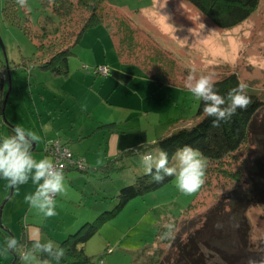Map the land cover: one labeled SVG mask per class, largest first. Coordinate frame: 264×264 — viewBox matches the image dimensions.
Masks as SVG:
<instances>
[{
  "label": "rangeland",
  "instance_id": "374dc122",
  "mask_svg": "<svg viewBox=\"0 0 264 264\" xmlns=\"http://www.w3.org/2000/svg\"><path fill=\"white\" fill-rule=\"evenodd\" d=\"M150 1L108 0L111 8L106 7L105 11L117 15L132 26L140 46L133 51L140 59L133 60L144 59L143 63L149 68L163 70L168 77L169 85H155L159 94L166 96V102H163L162 106L169 109L163 114L165 117L167 113L171 114L174 129L190 124L197 111L199 99L186 88L190 74L196 77L212 75L214 81H217L235 73L240 83L247 85L246 90L256 94L264 102V0L259 1L245 22L225 31L214 27L185 0H168L170 11L162 7L155 8L156 12L144 7L149 5ZM141 7L143 8L136 12ZM188 19L191 20L192 24L189 26L194 28V35H176L173 29L183 25L182 28L186 31L185 27H189L186 26ZM44 21L50 24L49 30H52L51 25L57 22V18L50 11L43 9L40 0H27L26 6L23 7L17 0H0V62L5 67V75H9V80L3 82L1 92L5 105L2 108L0 104V140L11 135V127L19 125L40 137L39 141L34 142L36 150L31 152L33 158L37 161L47 158L53 162L52 157L43 153V135L47 131L51 132L50 128L55 122L52 113L59 105L57 102L63 99L62 95L60 100L54 98L58 88L57 82L37 69L38 52L35 43L24 32L25 27L32 32H41V23ZM106 22L117 25L111 19ZM168 26L173 27L169 30L171 34L168 32ZM158 49L162 53H156ZM148 59L155 60L150 63ZM170 60L175 62V66L170 64ZM23 62H26V67ZM42 126L47 131L42 133ZM254 133L252 140L256 146L254 152L250 151V157L239 153L229 160L240 163L236 170L246 167L249 172V178L246 181L242 178L239 183L244 189L239 191L234 199L246 195L252 190V183H261L264 179V108L254 122ZM156 152L157 149H152L149 153ZM141 156L142 154L135 155L120 163L118 170L111 175L114 182H100L92 174L69 171L64 176L65 192L56 196V215L50 218H44L25 202V196L34 193L37 187L31 178L16 188L8 187V182L0 178V264H11L13 259L12 252L5 251L6 238L14 237L18 241L19 247L15 253L21 257L28 233L32 235L35 232L41 239L52 240L54 243L56 239L66 237L67 231L74 233L82 223L75 224L77 226L65 230L63 236H58L68 225L82 221L80 219L85 214H92L95 207H105L106 199L103 198L108 199L109 195L115 194L112 190L114 184L115 187H124L128 178L134 177V173L138 174L136 168L143 167ZM176 163L175 156L169 166H175ZM217 174L214 168L210 169L200 195V189L191 195L182 194L176 187L174 177L172 183L165 186L166 193L158 195L166 204L155 207L156 204L149 198L143 206L140 203L141 197L128 201L132 203L129 211L126 210L128 207L124 206L116 217L106 222L86 242L89 252L85 254L97 261L99 258L96 252L102 249L103 253L106 251L108 254L102 257L103 264L106 257H109V264H132V261L134 264H148L154 250L160 247L157 242H153L163 225L161 223L164 217L168 222L179 219L196 196L197 201L187 218L202 216L221 194L232 189L234 183L218 177ZM135 211L137 214L134 218ZM246 217L250 226L249 245L255 249L260 243L264 244V207L249 208ZM23 238L25 241H22ZM108 239L114 242H109ZM35 256L32 264H42L37 253ZM19 264L28 262L20 258Z\"/></svg>",
  "mask_w": 264,
  "mask_h": 264
},
{
  "label": "trees",
  "instance_id": "16d2710c",
  "mask_svg": "<svg viewBox=\"0 0 264 264\" xmlns=\"http://www.w3.org/2000/svg\"><path fill=\"white\" fill-rule=\"evenodd\" d=\"M40 1L43 9L50 11L57 18V22L51 25L52 30H49L50 24L46 21L41 23V32H32L28 27L24 29L26 35L35 43L39 71L47 72L54 77L67 74L69 58L73 55V49L82 35L88 29L107 25L112 30L115 51L122 62L137 65L161 86L169 84V79L165 72H162L163 70L149 68L147 64L143 63L144 59L133 60L134 58L140 59L138 54H133V51L140 47L138 39L135 37L132 26L126 24L117 15L105 11L106 7H110L108 0ZM259 1L185 0L208 22L222 31L230 30L245 22L258 6ZM109 19L113 20V23L116 22L117 25L114 26L112 23L106 22ZM46 41L47 43H45ZM160 52L161 50L158 49L156 53ZM154 60L148 59V62L151 63ZM170 64L175 66L173 60H170ZM25 65L26 62H23V66ZM3 66L0 62V68ZM2 84L0 78V91L3 87ZM238 84L240 81L235 73L215 81V86L221 95H226ZM246 94L251 98L252 103L246 110L238 109L229 121L221 122L220 127L212 126L213 117H207L204 114L203 102L199 100L195 116L188 126L175 129L159 137L153 144L125 151L113 161L96 169L103 177L110 176L118 170L116 166L123 160L149 153L152 149L166 151L170 162L178 149L188 145L198 149L207 160L205 182L198 195L201 194L206 184L210 169L214 168L218 177L234 183L232 189L221 194L204 215L197 216L198 218H187V214L197 201L196 196L179 219L168 222L164 218L161 223L163 225L156 235V242L160 247L154 250L148 264H248L249 260L256 261V264L264 262V244L260 243L255 249L249 245L250 226L246 217L249 208L264 207V179L261 183L255 184L251 180L250 188L252 190L246 195L243 194L234 199L236 194L244 189L239 186V183L242 178L245 181L249 178V172L246 167L236 170L240 167L238 161L229 162L239 153L250 157V151L254 152L255 150L256 143L252 140L255 135L254 122L263 110L264 102L248 90H246ZM0 104H2V108L5 105V99L1 94ZM12 129L13 127L10 129L11 134H13ZM254 140L256 141L255 138ZM253 163H255L254 157ZM89 169L86 166L82 171H79L87 173ZM174 177H165L163 181L157 183L145 172L137 174L133 180L127 181L128 183L124 187L119 188L116 194L109 196L108 199L104 198L107 204L112 202L109 204V208L100 211L94 219L83 222L74 233H69L57 243L65 249V256L61 259L60 264H97V261L85 254L84 245L86 242L106 222L116 217L128 201L162 189L171 184ZM169 224L172 225L170 230L166 227ZM217 224L222 226L217 228ZM164 233H168V235L162 238ZM22 241H25L24 238ZM23 247L31 249V241L26 240ZM12 254L11 264H19L20 257L15 252ZM37 255L42 264L50 259L39 252ZM52 264H56V262L52 261Z\"/></svg>",
  "mask_w": 264,
  "mask_h": 264
},
{
  "label": "crops",
  "instance_id": "0c3cea01",
  "mask_svg": "<svg viewBox=\"0 0 264 264\" xmlns=\"http://www.w3.org/2000/svg\"><path fill=\"white\" fill-rule=\"evenodd\" d=\"M163 4V9L170 8L168 0L166 2L164 0H151L149 5L144 7L152 10L155 8L161 9ZM142 8H139L136 12H139ZM136 19L138 20V18ZM190 21L188 19L186 26L192 24ZM180 26L175 28L176 31L174 32L176 35L179 34L180 37L182 35H188L189 37L194 35V28L190 27L191 25L185 27L186 31L182 28L184 27L183 25ZM172 28L168 26L169 33ZM111 31V28L107 25H99L88 29L73 49V55L68 61L67 74L54 77L47 72L39 71L48 74L50 79L57 82L58 88H56L54 98L60 100V95H62L63 99L57 102L59 105L55 112L52 113L53 121L55 122L50 128L51 132L45 130L43 126L41 127L42 133L47 131L43 135L44 155L50 156L45 150L48 143L59 141L71 152L74 158L82 161L90 168L86 174H92L100 182L103 180L114 182V180L111 178L112 174L103 177L96 171L97 168L113 161L125 151L153 144L159 137L175 130L173 127L174 119H172L173 117L171 118V114L167 113V117L163 114L164 111L168 112L169 109L162 106L163 102H166V96L159 94L155 82L137 65L124 63L120 60L115 51ZM102 66L108 69L107 75L94 74V69ZM5 74V67L3 66L0 68L2 82L6 79L9 80V75ZM170 97L172 96L170 95ZM35 150L36 145L34 146L33 143L31 152ZM175 156L176 154L173 158ZM136 170L138 174L145 172L143 167H137ZM69 171H74V169L66 170L64 176ZM133 176H135V173ZM133 178H128V182L133 180ZM118 186L115 187L114 184V188H112L115 194L116 190H118L117 188H119ZM165 191L166 188L163 187L152 194L141 197V205L145 206V201L149 198L156 204L155 207L166 204L165 200L160 199L158 196L160 193H162L161 195L165 194ZM104 203L106 204L105 207L102 206L99 209L95 207L92 210V214H85L80 219L82 221L68 225L66 229L60 231L58 236H63L65 230L72 228L75 224L79 225L92 220L100 211L109 208L108 206L112 202L107 204V201H105ZM126 205L125 207L128 208L125 209L129 211L132 203ZM136 214L137 211L133 214L134 218ZM69 232L67 231V234ZM30 236L28 233V236H25V240L30 241ZM64 238L65 236L62 239H56L55 243L57 244ZM156 239L157 236L153 244H156ZM41 241L44 242L45 240L41 239ZM108 241L114 242L111 239H108ZM86 248L87 244L84 245V252L88 253V248ZM101 250L96 253H98L97 257L103 264L102 257L108 254L106 251L103 253ZM108 262L109 257H106L105 264H109ZM132 264H134L133 261Z\"/></svg>",
  "mask_w": 264,
  "mask_h": 264
},
{
  "label": "clouds",
  "instance_id": "9594fccd",
  "mask_svg": "<svg viewBox=\"0 0 264 264\" xmlns=\"http://www.w3.org/2000/svg\"><path fill=\"white\" fill-rule=\"evenodd\" d=\"M23 7L27 0H17ZM166 2V0H164ZM164 7V4L163 6ZM167 18V17H166ZM176 29H173V32ZM175 37V36H174ZM177 39V37H175ZM178 40V39H177ZM186 40V38H185ZM186 88L197 99L203 102V112L207 117H213L212 126L220 127L221 122H227L237 113V110H246L252 103L246 94L247 85L240 83L230 89L226 95L219 94L212 75H189ZM11 135L0 140V178L5 179L10 188L27 183L31 178L37 185L34 193L25 196V202L36 209L44 218L56 215V196L65 192V177L63 166L53 163L45 158L35 160L31 154L34 142L40 137L33 131H26L17 125L12 129ZM144 171L154 182H161L165 177L175 176L176 187L185 195L196 193L205 182L207 160L202 153L191 146L185 145L176 152L177 163L169 166L168 153L159 150L157 153H145L140 157ZM222 225L217 224L219 228ZM169 230L172 225H167ZM168 233L162 234L165 238ZM31 249L27 248L21 255V260L32 264L36 259L35 253L39 252L50 259L45 264H60L65 256V249L52 240L42 242L37 233L29 237ZM19 247L18 241L8 238L5 241V251L15 252ZM248 264H256L249 260ZM264 264V262H262Z\"/></svg>",
  "mask_w": 264,
  "mask_h": 264
},
{
  "label": "built area",
  "instance_id": "2783aa9c",
  "mask_svg": "<svg viewBox=\"0 0 264 264\" xmlns=\"http://www.w3.org/2000/svg\"><path fill=\"white\" fill-rule=\"evenodd\" d=\"M100 73L101 75H107L108 69L104 66L97 67L94 69V74ZM46 153H48L52 159L53 163L63 166V172L69 169H74L76 171L83 170L86 165L74 158L71 152L59 141H53L46 145ZM88 167V166H87ZM80 172V171H79ZM110 251V249H108ZM101 260H97V264H101Z\"/></svg>",
  "mask_w": 264,
  "mask_h": 264
}]
</instances>
